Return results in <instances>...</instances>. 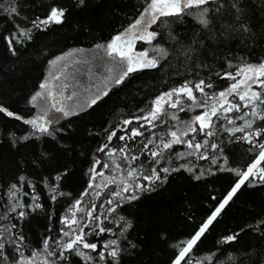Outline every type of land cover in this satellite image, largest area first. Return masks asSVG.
<instances>
[{
  "label": "snow or ice",
  "instance_id": "obj_1",
  "mask_svg": "<svg viewBox=\"0 0 264 264\" xmlns=\"http://www.w3.org/2000/svg\"><path fill=\"white\" fill-rule=\"evenodd\" d=\"M0 264H264V0H0Z\"/></svg>",
  "mask_w": 264,
  "mask_h": 264
},
{
  "label": "trees",
  "instance_id": "obj_2",
  "mask_svg": "<svg viewBox=\"0 0 264 264\" xmlns=\"http://www.w3.org/2000/svg\"><path fill=\"white\" fill-rule=\"evenodd\" d=\"M61 32H62V41L64 38H66L67 43L70 45L72 43L76 42L77 40L85 42L88 39H90V37H86L83 35H79V36L76 35L75 33H73L71 28L68 26H65V28L62 29ZM120 107L123 108L124 106L121 105ZM224 186H225L224 181H221L216 185L217 196H219L220 193L223 191ZM205 195H206V193H205ZM246 216H247L246 204L243 202V200L237 201V203L235 205H233V207L228 212V214L224 217V219L221 220L220 224L217 226V231H222L225 227H232L233 225H235V224L241 222L243 219H245ZM208 242L209 243L211 242V237L209 238Z\"/></svg>",
  "mask_w": 264,
  "mask_h": 264
}]
</instances>
